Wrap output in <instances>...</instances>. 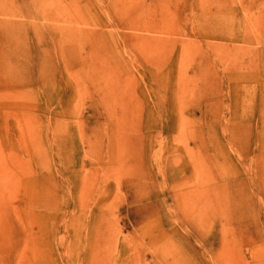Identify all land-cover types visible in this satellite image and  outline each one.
I'll return each instance as SVG.
<instances>
[{
    "label": "rangeland",
    "instance_id": "1",
    "mask_svg": "<svg viewBox=\"0 0 264 264\" xmlns=\"http://www.w3.org/2000/svg\"><path fill=\"white\" fill-rule=\"evenodd\" d=\"M0 264H264V0H0Z\"/></svg>",
    "mask_w": 264,
    "mask_h": 264
},
{
    "label": "bare ground",
    "instance_id": "2",
    "mask_svg": "<svg viewBox=\"0 0 264 264\" xmlns=\"http://www.w3.org/2000/svg\"><path fill=\"white\" fill-rule=\"evenodd\" d=\"M202 37L205 38V35L203 34ZM215 38H216V37H208L207 40H214ZM216 39H217V38H216ZM219 39H222V37H220ZM227 40H229V41H233V40H234V37H233V38L229 37ZM235 40H237V38H235Z\"/></svg>",
    "mask_w": 264,
    "mask_h": 264
}]
</instances>
